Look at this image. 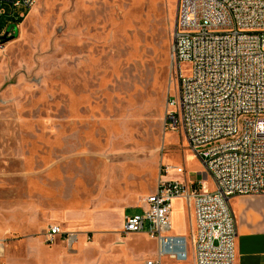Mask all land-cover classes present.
Instances as JSON below:
<instances>
[{
    "label": "rangeland",
    "instance_id": "1",
    "mask_svg": "<svg viewBox=\"0 0 264 264\" xmlns=\"http://www.w3.org/2000/svg\"><path fill=\"white\" fill-rule=\"evenodd\" d=\"M177 2L0 3V264H146L157 244L122 234L124 218L161 179L214 191L168 117ZM51 225L79 242L47 243ZM189 233L178 202L172 234Z\"/></svg>",
    "mask_w": 264,
    "mask_h": 264
},
{
    "label": "built area",
    "instance_id": "2",
    "mask_svg": "<svg viewBox=\"0 0 264 264\" xmlns=\"http://www.w3.org/2000/svg\"><path fill=\"white\" fill-rule=\"evenodd\" d=\"M3 1L30 10L39 0ZM172 62L176 93L168 101L169 121L215 189L204 180L161 179L143 200V213L124 218L122 234L156 241L157 258L146 264L186 261L191 250L195 264H236L238 228L230 200L264 196V0H179ZM184 64L190 65L187 73ZM171 171L187 173L183 166ZM176 199L193 209L190 242L172 234ZM45 236L47 243L64 238L69 246L80 238L60 225ZM3 250L0 243V255Z\"/></svg>",
    "mask_w": 264,
    "mask_h": 264
},
{
    "label": "crops",
    "instance_id": "3",
    "mask_svg": "<svg viewBox=\"0 0 264 264\" xmlns=\"http://www.w3.org/2000/svg\"><path fill=\"white\" fill-rule=\"evenodd\" d=\"M22 15L24 14L22 13ZM194 157L198 159L195 155ZM203 170L205 171V177H207L208 174L205 167ZM178 202L187 205L183 199H176L173 203V211ZM230 203L237 220L238 228L236 264H264V196H238L232 198ZM188 209L190 215V233L183 237H186L190 242L192 241L195 229V220L193 209L190 207ZM156 258L157 253L152 260ZM163 262L164 264H195L192 250L190 251L189 259L186 261L164 259Z\"/></svg>",
    "mask_w": 264,
    "mask_h": 264
},
{
    "label": "trees",
    "instance_id": "4",
    "mask_svg": "<svg viewBox=\"0 0 264 264\" xmlns=\"http://www.w3.org/2000/svg\"><path fill=\"white\" fill-rule=\"evenodd\" d=\"M26 13H24V15H25ZM169 15L167 16V20H166V22L168 23V21H169ZM15 21H18V22H21L22 21V19L20 18V17H18ZM14 21V22H15ZM4 29H2V28H0V34L2 33V31H3Z\"/></svg>",
    "mask_w": 264,
    "mask_h": 264
},
{
    "label": "water",
    "instance_id": "5",
    "mask_svg": "<svg viewBox=\"0 0 264 264\" xmlns=\"http://www.w3.org/2000/svg\"><path fill=\"white\" fill-rule=\"evenodd\" d=\"M178 5H179V0H178V2H177V13H176L175 29H176V26H177Z\"/></svg>",
    "mask_w": 264,
    "mask_h": 264
}]
</instances>
